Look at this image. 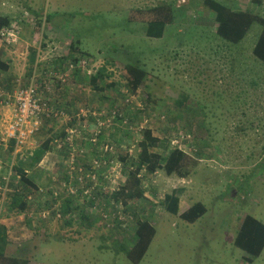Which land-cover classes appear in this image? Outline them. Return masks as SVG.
Returning a JSON list of instances; mask_svg holds the SVG:
<instances>
[{
	"label": "rangeland",
	"instance_id": "1",
	"mask_svg": "<svg viewBox=\"0 0 264 264\" xmlns=\"http://www.w3.org/2000/svg\"><path fill=\"white\" fill-rule=\"evenodd\" d=\"M220 1L264 15V0ZM163 3L173 6L175 18L162 37L148 36V24L130 14ZM0 15L16 29L11 40L0 39L9 66L0 68V225L7 228V255L28 264H136L124 247L148 219L156 234L137 264H264V251L250 262L234 244L247 214L264 221V64L252 52L259 23L235 44L217 34L215 12L204 0H0ZM73 45L84 51L83 64L69 57ZM63 56L66 68L56 70L53 60ZM129 62L148 72L135 92L124 77ZM102 66L108 85L96 88L89 77ZM48 70L58 77L52 74L46 86ZM33 75L56 114L10 151L2 138L12 108L4 98ZM147 128L167 143L154 151L185 150L184 173L143 174L144 198L116 201L113 193L134 168ZM62 131L64 139L28 170L39 186L28 210H7L13 165ZM174 189L182 190L177 214L163 204ZM68 198L73 209L65 214ZM198 201L207 211L195 222L183 219ZM45 209L50 215L43 219Z\"/></svg>",
	"mask_w": 264,
	"mask_h": 264
},
{
	"label": "trees",
	"instance_id": "2",
	"mask_svg": "<svg viewBox=\"0 0 264 264\" xmlns=\"http://www.w3.org/2000/svg\"><path fill=\"white\" fill-rule=\"evenodd\" d=\"M207 8L215 12V18L218 23L216 32L219 36L224 38L230 43H239L248 33L249 29L254 23L261 25V33L253 47V55L264 64V15L257 14L248 9L232 8L227 6L220 0H204ZM137 9L136 12L130 14L132 20H140L148 24L146 33L151 37H162L167 24L173 21L174 11L171 4H159L150 9ZM11 24V19L8 16L0 15V30L4 26ZM31 61H35L37 52L32 51ZM73 54H69L72 61H78L79 57L83 56L84 51L75 47H72ZM80 52V53H79ZM68 56L58 57L55 59L54 64L58 65L59 70L64 69ZM0 68L7 70L9 68L2 58L0 57ZM107 67L102 66L94 74L89 77V82L96 88H103L108 85L105 83V79L109 76ZM50 71V70H48ZM148 72L140 64L127 63L124 69V77L132 92H135L145 81ZM61 82L60 79L57 80ZM102 81L104 85L99 86ZM255 83V82H254ZM110 83L109 85H111ZM104 90V89H102ZM216 94H221L220 91H215ZM222 99V98H220ZM186 100V95H183L181 99H178L177 103L183 105ZM216 107V106H215ZM207 117L209 116L206 113ZM206 115H204L206 117ZM212 115H217L213 112ZM44 118H47L44 116ZM257 119V118H256ZM260 120V119H259ZM256 121V120H255ZM259 122V121H257ZM254 124V123H252ZM66 132L62 131L60 135L49 137L44 139L39 146H36L32 152H28L24 158H19L16 165H13L15 169V176L13 177L9 186L12 192L8 196L9 200L5 204L7 210L14 211L16 213H23L28 210L29 207V195L35 191H39V186L34 179L28 174L29 168L35 167L43 157L51 151L54 146V142L59 139H64ZM10 151L14 150L16 139L9 140ZM58 144V143H57ZM140 153L138 160L133 162L134 168L130 169L129 177L124 185L113 193V197L116 201H123L127 203L130 200L141 199L145 196V189L143 187L144 176H152L158 170H164L167 174L174 173L183 174L182 167L187 159V153L180 147H175L169 150L168 154L154 151L153 148L157 146L167 147L165 140L160 139L154 135L150 129H144L143 138L139 142ZM68 150V149H67ZM264 150V145L262 151ZM261 151V152H262ZM70 152H72L70 150ZM75 155V153H74ZM77 158L79 157L76 153ZM78 165V164H77ZM70 173L65 170V180L69 181ZM181 189H174L171 193L165 194L163 204L167 211L172 214L179 213ZM73 200L68 198L65 204L62 205L61 210L63 213H69L73 207ZM207 208L201 201L195 202L187 210L180 215L183 219L189 222H195L205 212ZM46 213V215H44ZM50 210L45 209L39 212L41 218H48ZM86 217L84 213L82 216ZM156 234V227L148 220L144 219L139 221L136 227V241L131 247H124L127 257L133 263H139L146 254L151 242ZM234 244L240 249L244 250L247 254V258L250 262H253L255 258L262 255L264 251V221L255 217L252 214H247L243 219L239 230L236 233ZM8 245V234L5 225H0V264H28L27 260H23L18 257H14L6 254V247ZM122 245V244H121ZM124 246V245H122Z\"/></svg>",
	"mask_w": 264,
	"mask_h": 264
},
{
	"label": "built area",
	"instance_id": "3",
	"mask_svg": "<svg viewBox=\"0 0 264 264\" xmlns=\"http://www.w3.org/2000/svg\"><path fill=\"white\" fill-rule=\"evenodd\" d=\"M15 34V24L11 23L1 28L0 39L11 40ZM78 63L83 64L84 60L78 59L76 64ZM70 67L74 69L72 64ZM52 74L58 77L57 73L48 71L42 81L46 86L48 82H51L50 77ZM34 75L28 85L19 86L13 92H7L4 98L5 104L13 108L11 107V117L5 127L6 132L3 137H6L2 139L8 141L16 139V146L25 144L27 140L39 131L44 116L50 117L56 114L54 108L43 95V90L40 89V85L42 86V84Z\"/></svg>",
	"mask_w": 264,
	"mask_h": 264
},
{
	"label": "crops",
	"instance_id": "4",
	"mask_svg": "<svg viewBox=\"0 0 264 264\" xmlns=\"http://www.w3.org/2000/svg\"><path fill=\"white\" fill-rule=\"evenodd\" d=\"M53 62H55V60H53ZM55 65V64H54ZM56 70H59V68H55ZM51 71H53V70H51ZM53 72H55L56 73V71H53ZM53 81H51V83H52ZM56 82H57V80H55V85H56ZM40 89H42L43 90V87L40 85ZM51 89H53V88H51ZM47 90V91H45V92H52V90ZM1 103V102H0ZM4 105V104H3ZM6 105V104H5ZM12 107V106H11ZM10 107V108H11ZM13 108V107H12ZM184 212V211H183Z\"/></svg>",
	"mask_w": 264,
	"mask_h": 264
}]
</instances>
